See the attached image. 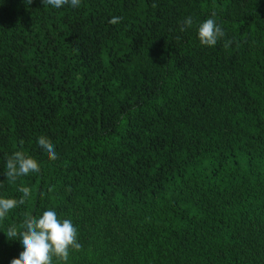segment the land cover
Wrapping results in <instances>:
<instances>
[{"label": "trees", "instance_id": "1", "mask_svg": "<svg viewBox=\"0 0 264 264\" xmlns=\"http://www.w3.org/2000/svg\"><path fill=\"white\" fill-rule=\"evenodd\" d=\"M79 5L0 0V264L48 209L103 264H264V0ZM14 152L38 173L10 182Z\"/></svg>", "mask_w": 264, "mask_h": 264}, {"label": "clouds", "instance_id": "2", "mask_svg": "<svg viewBox=\"0 0 264 264\" xmlns=\"http://www.w3.org/2000/svg\"><path fill=\"white\" fill-rule=\"evenodd\" d=\"M47 3L54 9L61 8L65 4H69L72 8L80 6L79 0H47ZM111 22L115 23L116 18ZM192 23L191 17H186L183 21L185 27H190ZM181 30L183 31V28ZM223 35L222 28L213 18L198 24L197 38L201 45L212 47ZM36 144L49 161L56 159L54 147L44 137L37 138ZM6 168V176L10 182L39 171L37 161L21 152L11 154L6 160ZM18 191L23 197H28L30 194L28 187H19ZM23 203V198L17 200L0 196V219L6 217L18 204ZM7 235L8 240L16 241L20 249L19 255L10 260L9 264H53V257L67 264L69 249L80 248L77 242V229L73 222L70 219H59L52 209L44 210L35 219L27 218L22 230L9 228Z\"/></svg>", "mask_w": 264, "mask_h": 264}, {"label": "rangeland", "instance_id": "3", "mask_svg": "<svg viewBox=\"0 0 264 264\" xmlns=\"http://www.w3.org/2000/svg\"><path fill=\"white\" fill-rule=\"evenodd\" d=\"M103 254L98 252V248L91 247L89 251L83 252H69L68 260L70 263L68 264H103V260L98 259L95 260V256Z\"/></svg>", "mask_w": 264, "mask_h": 264}]
</instances>
